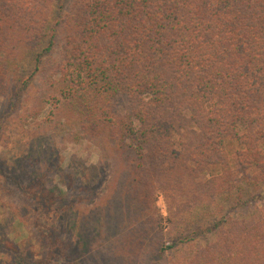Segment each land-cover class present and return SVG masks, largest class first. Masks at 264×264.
<instances>
[{"label": "trees", "instance_id": "trees-1", "mask_svg": "<svg viewBox=\"0 0 264 264\" xmlns=\"http://www.w3.org/2000/svg\"><path fill=\"white\" fill-rule=\"evenodd\" d=\"M57 1L0 0V93L18 60L33 51L40 61L55 48L49 19ZM58 23L62 97H51L114 159L103 206L92 202L113 258L132 264L164 220L173 227L189 213L193 226L218 199L234 197L229 210L255 195L245 205L250 212L159 237L154 263L184 244L169 262L264 264V190L253 194L264 184V0H76ZM13 98L21 99L20 91ZM41 104L37 98L27 111L35 121ZM29 153L28 144L16 162L26 176ZM100 176L93 166L92 182ZM38 185L46 194V184ZM212 231L213 238L205 235Z\"/></svg>", "mask_w": 264, "mask_h": 264}, {"label": "rangeland", "instance_id": "rangeland-1", "mask_svg": "<svg viewBox=\"0 0 264 264\" xmlns=\"http://www.w3.org/2000/svg\"><path fill=\"white\" fill-rule=\"evenodd\" d=\"M75 1L54 3L49 26H56L55 48L40 61L33 51L18 60L10 73V85L0 93V264H18L19 260L25 261L21 264H124L114 259L110 252L113 245L108 242L107 228L99 225L98 217L92 218V202L95 207L103 206L104 201L99 204V198L110 191L108 162L114 159L107 156L104 142L96 144L92 138L82 135L78 121L61 113L62 106L51 97H62L59 84L55 82L64 38L62 23L58 21L60 16L72 11ZM46 43L44 41L37 52ZM26 80L29 82L24 88L19 82ZM18 91L22 98L15 100L13 96ZM37 98L42 99V104L40 118L35 121L27 111ZM35 131L37 134H32ZM38 140L43 146L40 151L35 149ZM28 144L27 162L31 171L26 176L20 173L16 162ZM93 166H100L101 182H92ZM36 167L42 169L41 176L32 173ZM38 183L46 184V194L40 191ZM263 190L264 184L253 194ZM253 196H245L242 203L229 210L235 198L218 199L217 207L211 206L208 212L202 208L201 219L193 226L187 223L189 213L185 214L186 222L180 221L173 227L169 220H164L163 231L153 232L140 257L132 264H172L168 259L188 246H175L164 255L163 263L159 262V257L154 263L159 237H174L193 228L205 230L220 222L225 214L250 212L245 205ZM157 197L160 212L167 217L164 194L158 192ZM82 217L88 222L82 221ZM215 234V231L205 233L209 238ZM199 240L204 241V235Z\"/></svg>", "mask_w": 264, "mask_h": 264}]
</instances>
